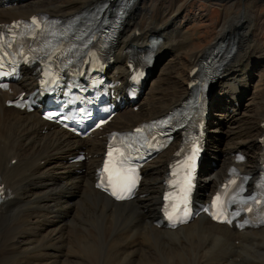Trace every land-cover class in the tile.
Segmentation results:
<instances>
[{
  "label": "bare ground",
  "instance_id": "bare-ground-1",
  "mask_svg": "<svg viewBox=\"0 0 264 264\" xmlns=\"http://www.w3.org/2000/svg\"><path fill=\"white\" fill-rule=\"evenodd\" d=\"M101 1L92 0L88 5ZM143 1L132 0L113 46V62L108 76L120 82L116 88L120 103L125 99L122 86L128 76L127 48L130 45L143 48L150 35L161 36L152 56L153 74L157 61L177 55L187 39L186 32L185 35L175 30L178 24L173 21H150L154 24L147 31V26L141 27L139 19L143 8L140 4ZM60 2L0 0V22L27 17L42 8L65 18L85 5V1L75 5ZM62 8L75 11L67 13ZM244 17L243 14L232 17L230 22H243ZM230 22L223 25L222 33L233 30ZM235 31L237 46L246 43L247 50L255 49L252 41L246 42L249 34L242 35ZM201 56V51L190 53L185 64L188 71L183 81L168 70L169 78L181 81L182 89L176 83L165 85L163 77L162 80H152L150 85L147 81L134 104L126 102L121 107L118 102L119 110L109 129L128 130L141 121L167 112L183 100L188 93L189 71ZM248 59L227 61L222 67L225 77L220 75L213 82L211 95L215 87L218 89L216 103H222L234 115L221 117V123L227 125L228 132L234 131V137L230 140L233 144L225 150L209 149L210 143L218 142L217 128L207 126L209 162L201 172L197 190V197L202 202L223 180L226 168L233 162L232 153L243 148L257 149V136L264 130V124L261 125L264 123V101L261 99L264 89L253 91L255 95L245 106L247 117L238 114L241 96L252 86L249 83L253 74L252 62ZM34 77L33 69L23 71L12 90L15 94L31 90L35 85ZM10 98L8 94H0V180L5 183L10 195L0 205V264H9L12 256L17 257L15 264H87V253L82 244L89 238L104 239L114 251L117 264H264V252H259L264 250V227L237 232L226 225L211 223L204 216H198L175 230H165L153 224L174 146L171 145L145 165L144 177L134 200L113 201L94 187V170L101 160L103 139L99 136L77 139L43 121L37 111L25 113L5 107V101ZM136 105L137 110L134 111L133 106ZM79 151L85 153L86 159L71 162L69 157L77 155ZM12 159L16 161L10 165ZM257 163L256 158H251L241 166L254 174ZM16 217L21 218V223L14 227Z\"/></svg>",
  "mask_w": 264,
  "mask_h": 264
},
{
  "label": "rangeland",
  "instance_id": "rangeland-1",
  "mask_svg": "<svg viewBox=\"0 0 264 264\" xmlns=\"http://www.w3.org/2000/svg\"><path fill=\"white\" fill-rule=\"evenodd\" d=\"M59 1H61L60 4H65V5H75L77 3L85 1L84 6L88 5L89 2H92V0H73V1L59 0ZM84 6H80L78 9ZM140 6L143 8L144 14L142 12L139 19V23L141 27L147 26V28H145L146 31L149 29L150 25L154 24L151 23L152 21H156L158 23H168L170 21H173L177 23L178 26H180L179 28L177 25H175L176 26L175 30H178L179 33L180 32L187 33L186 36L187 39L184 40L185 46L179 51V53H177V55H175L174 57L172 55L166 56L163 59H159L157 61L155 66L156 70L150 76V81H149L150 83L154 79L162 80L164 77V80L162 81L165 85H173L172 83H176L179 86V89H182L183 87L181 81L177 79L169 78L168 70L171 71V75L175 77L179 76L183 81L188 69L185 65L186 60L189 58L191 52L200 53L201 51V53L203 54L207 46L209 47L210 45H212L214 42H216L218 39L222 37H223L222 39L226 37H230L234 32L236 34L235 30H237V32L239 34L241 33L242 35L249 34L248 40L246 42L249 43L252 41L255 45L254 47L255 49L251 51L248 49L249 50L248 52L246 48L247 47L246 43L241 44V46H237L236 43V49L231 55V58L228 59V61L230 60L238 61V60H245V58L246 59L249 58L248 60L252 62L251 69L253 74L249 82L251 83L252 86L249 91H247L246 93L243 94V96H241L240 102L242 104H241V108L239 107L238 110V114H240L241 116L245 115L247 117V115L245 114L246 113L245 106L250 103L249 100L251 96L255 95L254 94L255 91H260L264 89V0H144L142 4H140ZM65 11L69 13L75 10L72 9ZM242 14L245 15L243 22L242 21L236 23H232L233 21L230 22L232 17H239ZM228 22L233 24L231 26L233 30L231 31L225 30L222 33L223 25H225ZM169 25H173V24H169ZM149 33H154V32H149ZM234 63L236 64V62ZM253 86L255 87V89H253ZM159 87H162V85H159ZM217 91L218 89L217 87H215V92L213 93V95L210 96L209 107L211 105L213 107H210V116H209L210 121H208V126L217 128L216 140L218 142L216 144L210 143L209 149L225 150L226 148H228L233 144L231 141H229V139L234 137L232 134L234 133V131L231 130L228 132L229 128L227 127L226 124L221 123L222 120L221 117L225 114H228L230 116H234V115L233 113L229 112V108L224 106L222 103H216ZM219 91L221 92L220 89ZM261 94L263 93L261 92ZM263 97H261L262 101H264ZM240 150L242 152L248 151V149H244V148ZM249 154L251 155L250 151ZM20 223H21V218L16 217L15 220L13 221V226L16 224L14 227H17V225H20ZM95 240H97V242ZM103 240L104 239L102 238H94V239L89 238L84 242L86 245L84 243L82 244L84 245L85 253H87L85 254L86 262H88L87 264H89V262L91 264H111L113 263V261L114 264H117L114 251ZM91 241H93L94 244ZM97 246H99V248ZM93 248L95 251L93 250ZM87 249L89 250V252L87 251ZM91 251L92 254H90ZM259 252H264V250L262 251L259 250ZM105 254L108 255L106 256ZM91 255L94 257H92ZM11 258L12 259H10L9 264H15L17 257L12 256Z\"/></svg>",
  "mask_w": 264,
  "mask_h": 264
},
{
  "label": "snow or ice",
  "instance_id": "snow-or-ice-1",
  "mask_svg": "<svg viewBox=\"0 0 264 264\" xmlns=\"http://www.w3.org/2000/svg\"><path fill=\"white\" fill-rule=\"evenodd\" d=\"M32 23H33V24H36V23H37V21L35 20V18H33ZM0 86L7 87V85H0ZM137 131H140V130L138 129ZM109 155H111V153H109ZM128 179H129V181H130V184H129V186H128V191L130 192V191H131V187L134 186V182L132 181V178H131V177H128ZM112 195L116 196L118 199H122V198H124L123 196L118 195V193L116 192L115 189L113 190ZM172 215H173L172 213H169V217H170V218H171ZM214 218L219 219L220 217H218V216H214Z\"/></svg>",
  "mask_w": 264,
  "mask_h": 264
}]
</instances>
